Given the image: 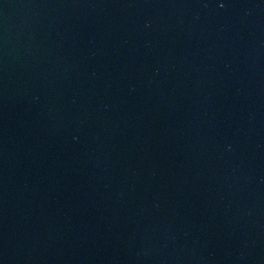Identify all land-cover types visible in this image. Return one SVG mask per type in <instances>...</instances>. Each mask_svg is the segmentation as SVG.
Segmentation results:
<instances>
[{
  "label": "water",
  "instance_id": "obj_1",
  "mask_svg": "<svg viewBox=\"0 0 264 264\" xmlns=\"http://www.w3.org/2000/svg\"><path fill=\"white\" fill-rule=\"evenodd\" d=\"M0 264H264V0H0Z\"/></svg>",
  "mask_w": 264,
  "mask_h": 264
}]
</instances>
